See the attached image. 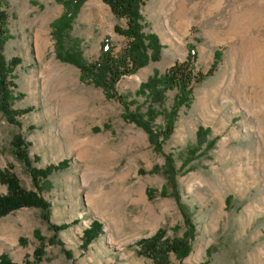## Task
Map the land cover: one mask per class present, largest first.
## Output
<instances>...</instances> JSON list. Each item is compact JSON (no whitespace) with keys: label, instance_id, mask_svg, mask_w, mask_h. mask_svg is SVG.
Returning <instances> with one entry per match:
<instances>
[{"label":"rangeland","instance_id":"rangeland-1","mask_svg":"<svg viewBox=\"0 0 264 264\" xmlns=\"http://www.w3.org/2000/svg\"><path fill=\"white\" fill-rule=\"evenodd\" d=\"M61 1L6 0L11 38L2 54L6 61L21 60L12 72L13 96L23 95L11 106L32 110L14 118L18 125L0 113V171L9 167L23 189L36 191L15 158L16 135L30 144V160L39 158L35 167L64 159L69 166L53 173L39 193L50 205L48 223L36 208L0 218V255L21 264L33 261L41 247L39 264H153L135 243L158 229L169 240L182 239L189 232L186 214L193 226L189 252L182 259L170 253L169 264H264V0H145L143 32L157 37L159 59L122 77L117 96L131 111L145 112L139 86L153 71L162 75L185 63L189 45L196 51L193 70L205 75L158 152L142 128L122 119L117 99L80 81L78 68L56 58L51 24L63 12ZM115 26L125 29L126 20L102 0H86L69 44L88 64L106 38L120 53L128 41ZM216 51L221 57L208 75ZM175 95L165 93L162 110L172 108ZM163 125L159 116L153 128ZM198 127L209 131L202 143ZM166 156L174 162V186L164 172ZM94 221L101 234L82 249L83 231ZM64 224L57 234L49 228Z\"/></svg>","mask_w":264,"mask_h":264},{"label":"trees","instance_id":"trees-1","mask_svg":"<svg viewBox=\"0 0 264 264\" xmlns=\"http://www.w3.org/2000/svg\"><path fill=\"white\" fill-rule=\"evenodd\" d=\"M86 0H62L63 12L52 24V38L55 41L56 58L64 63L75 66L80 71V81L91 83L95 87L101 88L106 98L117 99L123 107L122 119L127 123H133L142 128L148 135V140L155 151L161 150V144L167 140L172 133V125L177 111L182 107H188L191 102L192 90L195 85L204 80L205 75L195 72L192 68V62L196 60V51L192 45L188 46V55L185 63H175L165 73L159 75L153 71L151 77L139 86L137 91L145 98L146 110L140 112L138 109L130 110V102L127 103L125 97L117 96L114 87L124 76H130L136 73L140 68L145 67L149 60L157 61L159 59L161 46L154 34L143 32L145 28L144 18L140 14V8L145 0H102L107 5L112 14L117 19L126 20L125 29L118 26L114 27V32L126 38L127 45L123 51L114 54L110 47L108 38L104 39L97 60L93 63H87L78 49L69 44V31L71 25L79 11V8ZM60 2V0H59ZM6 0H0V113L7 116L10 123H15L14 118L29 113L32 108L23 110H13L12 103L15 97L21 98L22 94L13 96L16 85L15 76L12 74L14 69L21 63L18 57L8 61L4 58L2 52L7 41L11 38L8 32V15L6 13ZM221 53H214V60L210 75L218 61ZM168 90H176L172 108L169 111L162 110L166 99L165 93ZM162 116L164 120L163 127L154 129L153 124L157 117ZM18 125V124H17ZM28 129H34L30 126ZM209 131L198 127L196 131L197 143L204 142V138ZM213 142H209L206 147L210 148ZM30 144L25 142L21 135L14 136L12 147L14 148L15 158L20 161L31 176L33 186L36 191L23 189L17 177L9 172L10 168L0 171V183L6 187V194L0 195V218L20 210L22 208H36L41 211V218L46 223L49 222L50 205L39 194L42 186H45L46 180L56 172L68 168V160H62L57 165H48L42 169L33 165L34 161H39L38 157L30 160L27 147ZM202 144H199L201 146ZM153 172L157 169H153ZM164 172L168 175L170 185L174 186L175 167L170 156L165 157ZM167 177V178H168ZM42 183V185H40ZM173 196L178 199L177 193ZM185 224L189 225V232L184 234L182 239L169 240L164 237V232L158 229L151 237L141 239L135 243L139 247L138 254L152 261L153 264H169L168 257L172 253L177 259L184 258L189 252V238L193 232V226L190 219L184 216ZM75 223V222H74ZM68 225H50L49 228L54 234L66 229ZM102 231V225L94 221L82 234V249L95 240ZM40 241L42 238L37 236ZM55 238V236H54ZM43 255L42 248H37L33 253V261L24 260L21 264H39ZM70 258V253L65 252ZM0 264H16L2 253L0 255Z\"/></svg>","mask_w":264,"mask_h":264}]
</instances>
